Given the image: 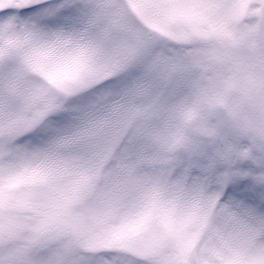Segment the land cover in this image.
Listing matches in <instances>:
<instances>
[{
	"label": "snow or ice",
	"instance_id": "snow-or-ice-1",
	"mask_svg": "<svg viewBox=\"0 0 264 264\" xmlns=\"http://www.w3.org/2000/svg\"><path fill=\"white\" fill-rule=\"evenodd\" d=\"M0 264H264V0H0Z\"/></svg>",
	"mask_w": 264,
	"mask_h": 264
}]
</instances>
